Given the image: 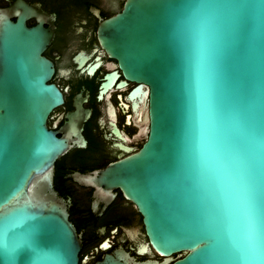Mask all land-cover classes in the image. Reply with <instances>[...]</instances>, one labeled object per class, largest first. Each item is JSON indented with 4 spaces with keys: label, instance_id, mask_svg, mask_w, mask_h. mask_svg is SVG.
<instances>
[{
    "label": "water",
    "instance_id": "1",
    "mask_svg": "<svg viewBox=\"0 0 264 264\" xmlns=\"http://www.w3.org/2000/svg\"><path fill=\"white\" fill-rule=\"evenodd\" d=\"M39 4L0 6V264H78L81 246L121 219L98 215L126 199L152 245L177 257L99 264H264V0H125L114 15L86 3L94 42L149 102L142 147L89 167L64 162L89 142L88 87L47 126L64 97L44 55L55 12ZM67 179L90 186L89 207Z\"/></svg>",
    "mask_w": 264,
    "mask_h": 264
},
{
    "label": "flooded vegetation",
    "instance_id": "2",
    "mask_svg": "<svg viewBox=\"0 0 264 264\" xmlns=\"http://www.w3.org/2000/svg\"><path fill=\"white\" fill-rule=\"evenodd\" d=\"M27 3L33 0H25ZM44 12H55L53 38L44 55L54 63L51 82L63 93L64 103L54 108L48 119L49 129L62 124L63 114L73 109L71 96L80 85L90 89L91 113L82 123L81 133L85 146L72 148L65 163L83 164L87 167L102 163L103 158H120L139 150L149 134L148 97L138 82L125 77L117 59L111 57L104 46L95 43L97 19L86 3L102 8L107 15H114L123 8L125 0H38ZM86 2V3H85ZM8 0H0V6ZM38 24V18L30 17L27 25ZM142 89V90H141ZM66 103V104H65ZM67 189L73 191L81 208L89 207L84 191L74 180H64ZM79 188V189H78ZM121 218V219H120ZM120 219L119 222H114ZM114 222L98 237L86 242L79 251L78 264H99L107 255H129L134 260H170L177 257L162 255L151 243L146 232L143 215L129 199L109 205L104 214L98 215L96 224ZM92 226L85 225L83 236L91 234ZM130 261V260H129Z\"/></svg>",
    "mask_w": 264,
    "mask_h": 264
}]
</instances>
